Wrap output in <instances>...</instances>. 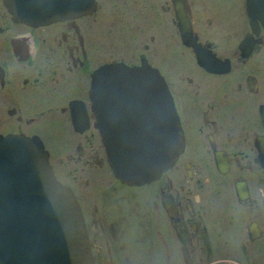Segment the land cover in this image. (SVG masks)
Returning <instances> with one entry per match:
<instances>
[{
  "label": "flooded vegetation",
  "instance_id": "flooded-vegetation-1",
  "mask_svg": "<svg viewBox=\"0 0 264 264\" xmlns=\"http://www.w3.org/2000/svg\"><path fill=\"white\" fill-rule=\"evenodd\" d=\"M117 61L161 73L184 135L141 183L114 173L90 96ZM135 104L113 101L115 126L141 120ZM10 132L38 136L74 192L92 264H264V0H94L43 22L0 0Z\"/></svg>",
  "mask_w": 264,
  "mask_h": 264
},
{
  "label": "water",
  "instance_id": "water-1",
  "mask_svg": "<svg viewBox=\"0 0 264 264\" xmlns=\"http://www.w3.org/2000/svg\"><path fill=\"white\" fill-rule=\"evenodd\" d=\"M93 1L4 0L17 19L33 22L80 12ZM90 96L109 163L121 180L151 179L183 149V130L167 83L149 63L102 64L92 75ZM116 99L126 109L136 102L141 120L115 126ZM0 264H92L78 200L56 177L36 135L0 134Z\"/></svg>",
  "mask_w": 264,
  "mask_h": 264
},
{
  "label": "bare ground",
  "instance_id": "bare-ground-1",
  "mask_svg": "<svg viewBox=\"0 0 264 264\" xmlns=\"http://www.w3.org/2000/svg\"><path fill=\"white\" fill-rule=\"evenodd\" d=\"M251 10V9H250ZM187 32V31H186ZM188 38V37H187ZM249 40V39H248ZM253 40V39H252ZM245 45H246V43H245ZM201 49V48H200ZM203 59V58H202ZM218 61V60H217ZM209 64V63H208ZM210 67V66H209ZM217 70V69H216ZM119 95V94H118ZM113 107V106H112Z\"/></svg>",
  "mask_w": 264,
  "mask_h": 264
},
{
  "label": "rangeland",
  "instance_id": "rangeland-1",
  "mask_svg": "<svg viewBox=\"0 0 264 264\" xmlns=\"http://www.w3.org/2000/svg\"><path fill=\"white\" fill-rule=\"evenodd\" d=\"M49 161V160H48ZM50 163V162H49Z\"/></svg>",
  "mask_w": 264,
  "mask_h": 264
}]
</instances>
